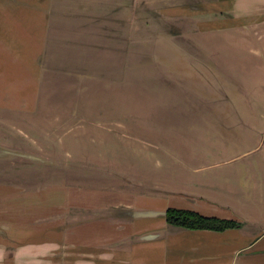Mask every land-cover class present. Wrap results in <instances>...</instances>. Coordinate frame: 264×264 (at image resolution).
<instances>
[{
  "label": "crops",
  "instance_id": "crops-1",
  "mask_svg": "<svg viewBox=\"0 0 264 264\" xmlns=\"http://www.w3.org/2000/svg\"><path fill=\"white\" fill-rule=\"evenodd\" d=\"M0 149V264H264V0H0ZM171 207L242 226L128 215Z\"/></svg>",
  "mask_w": 264,
  "mask_h": 264
},
{
  "label": "rangeland",
  "instance_id": "rangeland-1",
  "mask_svg": "<svg viewBox=\"0 0 264 264\" xmlns=\"http://www.w3.org/2000/svg\"><path fill=\"white\" fill-rule=\"evenodd\" d=\"M131 82H129L130 84ZM76 96V95H75ZM76 99H79L75 102V104H77L78 109L76 110V112H74V114H72V110L71 108H69L68 106H64L61 105L60 102H58L56 99L52 100V96L51 99H49V104H45V107L42 109H31L30 112H32V117L36 116L37 113H39V111H43V116L47 117L48 116V120L53 123V125H46L45 124V120H44V124L41 125H34L33 126V130H34V134H36L37 129L43 130L42 135L45 134L46 130L50 131V132H55V130H58V132H56L57 134L59 133H63V128H62V124H67V128H71L74 129L77 127H84L85 130H87L89 133H93V131L95 132L96 130L94 128L97 129V131L104 129L105 130V122L103 121V123H98L94 120L91 119V121L86 118L84 115H89L93 113L92 108H88V95L81 93V96H76ZM61 101H65L68 97L66 95H62L61 97ZM52 100V101H51ZM127 100V99H126ZM81 101L82 105L84 104V106L86 105V107L84 106H80L78 103ZM77 113V115H76ZM75 116V119L74 117ZM79 116V117H78ZM86 123V124H85ZM76 132H78V130H76ZM60 135V134H59ZM65 135V134H64ZM127 137L130 138H134L136 139L137 136H129L128 134H125ZM66 136V137H65ZM65 136H61L60 138L62 139V142H64V145L66 147V149L69 150L70 153H74L73 151H76V155H85L87 154V152L89 151L90 148H93L92 151H98L100 150L99 147H103L100 145H97L98 143L94 142V141H89L88 138H84L82 136H70V135H65ZM46 139V135L44 136ZM38 139H40L39 136H37ZM102 138H105V136H102ZM42 138V140H39L40 142H44V140ZM64 139V140H63ZM139 140V139H137ZM148 142V141H145ZM91 143V144H90Z\"/></svg>",
  "mask_w": 264,
  "mask_h": 264
},
{
  "label": "trees",
  "instance_id": "trees-1",
  "mask_svg": "<svg viewBox=\"0 0 264 264\" xmlns=\"http://www.w3.org/2000/svg\"><path fill=\"white\" fill-rule=\"evenodd\" d=\"M167 220L171 224L194 230L224 231L240 225L235 220L205 216L195 210L174 207L168 209Z\"/></svg>",
  "mask_w": 264,
  "mask_h": 264
},
{
  "label": "water",
  "instance_id": "water-1",
  "mask_svg": "<svg viewBox=\"0 0 264 264\" xmlns=\"http://www.w3.org/2000/svg\"><path fill=\"white\" fill-rule=\"evenodd\" d=\"M10 154H12V152L0 149V156H1L0 158H5V157H7ZM31 159H33V161L34 160L41 161V158H38V157H31ZM42 160L45 162V159H42ZM45 163H47V162H45ZM56 163H57V161H55V160H48L47 164L52 166V165H56ZM69 165H72V164L70 163ZM128 215L130 217L136 218V219H140V218H154V217H159V216H166V218H167L168 211H164V212L151 211V212H149L148 210H144L142 212H140V211L129 212ZM171 225H172V227H174L176 229H179V230H194V229H189V228H186V227H183V226H177V225H174V224H171ZM241 226H242V223H240L239 227H241ZM236 228H238V227H236ZM226 230H228V229H226ZM212 231H215V230H212Z\"/></svg>",
  "mask_w": 264,
  "mask_h": 264
}]
</instances>
